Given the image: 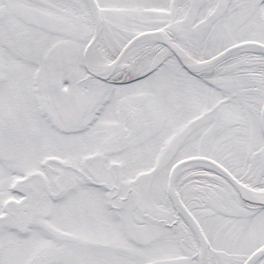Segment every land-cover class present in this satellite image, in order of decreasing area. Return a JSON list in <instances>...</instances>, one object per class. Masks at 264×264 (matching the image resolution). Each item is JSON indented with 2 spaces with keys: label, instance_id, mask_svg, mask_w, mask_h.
<instances>
[{
  "label": "snow or ice",
  "instance_id": "obj_1",
  "mask_svg": "<svg viewBox=\"0 0 264 264\" xmlns=\"http://www.w3.org/2000/svg\"><path fill=\"white\" fill-rule=\"evenodd\" d=\"M0 264H264V0H0Z\"/></svg>",
  "mask_w": 264,
  "mask_h": 264
}]
</instances>
